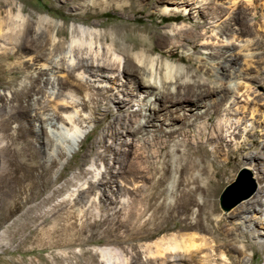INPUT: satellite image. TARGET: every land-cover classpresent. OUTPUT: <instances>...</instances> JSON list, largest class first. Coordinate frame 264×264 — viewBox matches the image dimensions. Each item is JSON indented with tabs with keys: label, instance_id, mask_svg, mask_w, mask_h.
Here are the masks:
<instances>
[{
	"label": "rangeland",
	"instance_id": "1",
	"mask_svg": "<svg viewBox=\"0 0 264 264\" xmlns=\"http://www.w3.org/2000/svg\"><path fill=\"white\" fill-rule=\"evenodd\" d=\"M168 1L180 0H105L106 8L87 5L90 0H77L74 4H70V0H0L3 2L1 18L7 17L10 4L15 2L25 9V18L36 21L38 16H46L58 23L59 28H64L62 39L68 38L72 25L100 31L124 28L125 25L147 30L146 52L186 65L195 77L201 76L208 83L219 75L214 63L222 58L225 50L222 45H225V40L231 41L235 44L232 51L238 64L228 69L233 68L234 81L240 88L239 94H231L233 99L221 108L219 114L211 109L212 120L207 125L205 136L198 134L197 128H192L186 137L175 134L165 144L161 138L158 145L146 143L152 136L155 138L157 132L139 133L137 139L128 131L141 121L140 114L134 115L140 110L134 100L141 101L146 94L140 98L124 96V99L132 101L123 108L115 102L117 100L111 102L106 93L93 88L95 98L91 103L86 101L87 104L82 102L81 105V115L89 111L91 114L82 143L71 158L66 159L63 165H57L44 153L42 124L36 116L39 91L44 90L48 76L41 75L38 67L32 64L19 67L17 58L12 57L11 61L0 58V264H103L100 250L109 248L125 264H202V256H206L209 264H264V231L261 230L263 221L260 214L255 215V222L251 225L236 222L237 216L245 212L242 209L256 206L259 190L264 188V118L255 115L251 120L257 130L254 137L247 134V130L242 132L240 129L237 131V143L225 138L209 140L216 134L218 121L231 122L235 116L247 115L246 110H241L245 104L243 96H240L244 87L256 93L249 101L254 98L255 102L264 104V11L258 12L259 21H255L245 0H237L241 8L233 11L228 10L229 4L223 3L224 0H215L217 7L212 3L209 5L210 0L206 3L194 0L190 16L176 11L168 17L163 14V9L171 6ZM261 2L264 0L258 1ZM212 7L216 8V13ZM226 12H232L231 18L224 15ZM232 15L239 20L235 22ZM212 16H218L220 21L214 23ZM173 27L187 31L175 30L173 35L169 32ZM235 31H244L239 41L231 39ZM207 40L213 44L203 45ZM247 50L252 53L251 57L246 56ZM25 60L23 58L22 61ZM122 81L125 78L118 84ZM108 86L110 84L106 88ZM26 89L29 90L27 96ZM114 93L118 95V92ZM83 95L78 91L80 98ZM207 98L202 97L200 101ZM153 103L154 98L148 99L150 110L142 115L152 111ZM154 107L153 119L162 124V130L164 121L174 123V107L168 115L163 114L158 104ZM16 111L24 112L22 116L28 119L16 120ZM242 112L244 114L240 115ZM202 122L203 119L198 120L197 125ZM119 123L120 139H117L110 127ZM251 128L249 124L247 129ZM222 135L224 137V133ZM183 139L186 145H181L176 152L177 166L189 148L203 146L210 153L217 142H221L223 152L219 160L227 163V171L217 178L210 176V179L202 171L204 181H211L210 187H195L200 183L188 184L186 175L176 169V187H172L169 197L164 183L150 187V180L138 178L131 183L135 184L134 187L127 184L129 179H133L129 174V161L133 154L139 159H149L150 167H164L169 178L172 165L168 152L174 141ZM238 145H242L241 148ZM163 146L161 151L159 147ZM227 146L232 152L225 162ZM108 147L112 150L108 151ZM156 150L159 152L154 158L152 154ZM206 152L202 154L207 156ZM125 153L130 155L126 158ZM253 156L256 160L249 159ZM208 159L212 157L208 156ZM92 162L96 165L104 162L110 167V174L104 175L106 179L99 187H75L78 184L75 177L89 179L87 170ZM101 171L103 174L104 170ZM117 172L124 181L122 184H112V180L104 183ZM239 176L244 180L243 187H253V192L233 207L223 210L219 206V196ZM87 194L90 198L97 197V204L85 203L81 197ZM121 196H128V204L120 203ZM186 206L188 211L183 212ZM196 223L204 228H189L190 224ZM184 226L189 229H181ZM179 234L183 237L196 235L197 243L204 241L202 252L196 253L192 261L175 260L178 257L174 253L167 254V259L162 260L147 255L148 250H155L154 242Z\"/></svg>",
	"mask_w": 264,
	"mask_h": 264
},
{
	"label": "bare ground",
	"instance_id": "2",
	"mask_svg": "<svg viewBox=\"0 0 264 264\" xmlns=\"http://www.w3.org/2000/svg\"><path fill=\"white\" fill-rule=\"evenodd\" d=\"M76 1L70 0L69 3L74 4ZM203 1L206 3V0H201L200 2L202 3ZM258 1L245 0L248 4L247 8L252 13L255 21H259L258 12L264 11V2L258 3ZM90 2L87 5H94L95 7L102 5L103 8H106L105 0H90ZM193 2L194 0L168 1L171 6L164 8L163 14L171 17L173 12L179 11L183 12L184 15H189ZM196 3H198V0H196ZM223 3L229 4L228 10H240L241 8L240 2L237 0H224ZM208 4L218 6L215 0L213 2L211 0L208 1ZM10 5L11 7L8 9L5 19L1 18L3 11L0 9V58L9 61H11L12 57L17 58L19 61H17L16 65L19 67L23 68L27 67L28 64H32V66L38 67L41 75L48 76L44 90L39 91L41 95L37 100L36 116L42 124L44 153L47 157L53 159L57 165H63L66 159L71 158L82 143L81 141L87 131L86 127L90 124L89 116L91 114L89 111L81 115V105L82 102L83 105L91 103L93 98H95V94L92 91L93 88L106 93L111 102L117 100L115 102L121 104L123 108L132 101L124 99V96L140 98L141 95L146 94L141 101L134 100L135 105L140 108L139 112H135L134 115L140 114L141 121L139 120L135 123L128 131H130V135L135 136L137 139L139 133L157 132L155 138L152 136L146 142L154 145H158L161 138H164L161 141L165 144L168 138L175 134L184 138L191 132L192 128H197L198 134L205 136L207 125L212 120L211 109H213L214 113L219 114L222 110L221 108L233 99L231 94L240 93V88L236 86L234 81V70H232L233 68L231 70L228 69L231 65L235 66L238 64L236 54L232 51L235 44L231 41L225 40V45H222V48L225 49L222 52V58L214 63L219 75H217L216 80L208 83L201 76L195 77L186 65L174 63L166 57L161 58L160 55L146 52L147 37L145 34L147 30L125 25L124 28L100 31L93 27L72 25L68 38L62 39L65 34L64 28H59L58 23L52 19L46 16H38L36 21H33L31 18L24 17L25 9L23 7L17 6L15 2ZM1 7H3V2H0ZM211 9L213 13H216V8L212 7ZM231 14L232 12H226L224 15L231 18ZM217 18L218 16H212L214 23L220 21ZM232 18H234L235 22L239 20L233 15ZM259 27L262 26L259 25ZM175 30L187 31L182 27H173L169 31L170 34L173 33L174 35ZM245 31L247 32V30ZM242 32L244 31L238 33L235 31L232 33L231 39L239 41ZM215 35H218V33ZM211 44L213 43L211 41L208 42V40L203 43V45ZM251 55L250 50H247L246 56L251 57ZM18 57L22 60L25 58L26 62ZM122 78H125V81L118 84V81H121ZM107 84H110V87L106 88ZM96 85L97 87H95ZM190 89L192 92H189ZM78 91L84 93L82 98L78 96ZM114 91L118 92V95ZM24 92H26L25 96L29 94L27 89ZM254 94L256 93L250 91V88L244 87V93L240 96H243V103L245 104L241 107V110H246L247 115H243L244 113L242 112L240 115L243 116H235L231 122L218 121L215 125L216 134L214 133V136H211L209 140L221 141L225 138L229 142L237 143V131H240V129L242 132L247 130V134L252 137L257 135V130L253 124L255 122L251 120L254 119L255 115L264 118V104L255 102L254 98L249 101ZM14 95L15 92L13 93ZM202 97L208 98L205 101H200ZM151 98H154L155 103L153 105L158 104L164 111L163 114L168 115L172 111L171 108L174 107V123L170 120L164 121L163 125L165 127L163 130L162 124L157 123L153 119L155 115L154 106L151 109L153 112L142 115L147 109L150 110L148 99ZM235 105H237V102ZM160 108L157 110H160ZM23 114L24 112L16 111L15 119L23 118L27 120L28 118L22 116ZM247 116L250 119H247ZM201 119H203V122L201 125H197V121ZM178 122L180 124H177ZM249 124H251L252 128L248 130ZM120 126L121 124L119 123L114 125L113 128L110 127L111 132L117 139H120ZM162 132H165V134H161ZM184 144L186 145L184 139L174 141L168 152L172 165L169 178L166 177L168 172L164 167L158 165L150 167L148 165L149 159H139L133 154L129 161V174L133 175V179H129L130 181L127 184L134 183L138 178L144 181L150 180V187H159L161 183H164L165 187H167V196L169 197L172 187H176V169L186 175L188 184L192 183L194 186L197 182L200 183L195 187H210L209 183L211 181H204L201 175L202 171L207 174L209 179L210 176L217 178L224 171H227L225 169L227 163L219 160L220 153L223 152L221 142H217V145L210 153L206 152L203 146L197 145L193 148H187L188 150L183 154L182 160L177 166L178 156L176 152ZM252 144H255L254 140H252ZM238 146L237 149H240L242 145L239 146L240 148ZM227 147L228 149L224 152L226 156L225 162L228 161L227 157L232 152L230 147ZM159 149L162 151L164 146L159 147ZM107 150L110 151L112 148L108 147ZM116 151L119 152V150ZM158 152L159 150H156L152 157L156 158ZM204 152H206L207 156L203 155ZM199 153H201L200 156ZM129 155L130 153H125L126 158ZM208 156H211L212 159L209 160ZM249 159L256 160V157H249ZM101 169L104 170L103 174ZM87 174L90 175L89 179L80 180L78 177L74 178L75 182L78 183L75 187H99L100 184H103L102 180L106 179L104 175L110 174V167L104 162L100 163V165L92 162ZM118 174L119 172L110 176L104 183H111L112 180V184L115 182L122 184L124 181L118 177ZM156 175H159L158 178ZM134 185L131 184L133 187ZM137 187H142V185ZM263 189L261 187L259 190V196L255 200V207L242 209L245 212L237 216V224L251 225L252 222H255V215L260 214V220L263 221L261 230L264 231ZM81 198L88 205L93 202L97 204V197L90 198L87 194ZM128 201V196L120 197L121 204H128ZM187 211L188 207L186 206L183 208V212ZM248 215L251 216L248 217ZM193 227L204 228L203 225L197 223L190 224L189 228ZM187 228V226H184L181 229ZM195 236L183 237L179 234L174 238H161L154 242L155 250H148L147 255L157 258V260H162L167 259V254L174 253V256L178 257L175 260L181 262L192 261L196 253L200 254L202 252L201 248L204 243L203 240L197 243ZM262 248H264V244ZM100 254L103 264H125V262H122L123 260L121 261L122 258L112 252L110 248L101 249ZM200 261L202 264H209L206 256H202Z\"/></svg>",
	"mask_w": 264,
	"mask_h": 264
},
{
	"label": "water",
	"instance_id": "3",
	"mask_svg": "<svg viewBox=\"0 0 264 264\" xmlns=\"http://www.w3.org/2000/svg\"><path fill=\"white\" fill-rule=\"evenodd\" d=\"M243 183L244 180L239 176L235 182L224 188L218 199L223 210H228L253 192V187L245 189Z\"/></svg>",
	"mask_w": 264,
	"mask_h": 264
}]
</instances>
